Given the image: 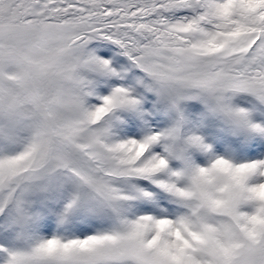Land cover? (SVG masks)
Wrapping results in <instances>:
<instances>
[{
  "label": "snow or ice",
  "instance_id": "snow-or-ice-1",
  "mask_svg": "<svg viewBox=\"0 0 264 264\" xmlns=\"http://www.w3.org/2000/svg\"><path fill=\"white\" fill-rule=\"evenodd\" d=\"M0 264H264V0H0Z\"/></svg>",
  "mask_w": 264,
  "mask_h": 264
}]
</instances>
